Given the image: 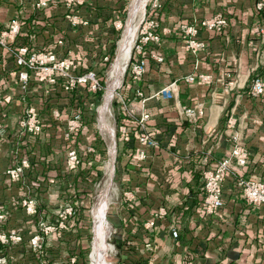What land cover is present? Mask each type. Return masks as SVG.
Segmentation results:
<instances>
[{
  "label": "crops",
  "instance_id": "1",
  "mask_svg": "<svg viewBox=\"0 0 264 264\" xmlns=\"http://www.w3.org/2000/svg\"><path fill=\"white\" fill-rule=\"evenodd\" d=\"M258 1L264 0H158L155 16L162 41L159 46L148 45L146 73L136 82L126 78L122 89L130 107L149 114L147 131L158 140V147L149 149L147 159L137 165L129 159L134 144L120 143L124 159L118 172L122 197L115 237L117 264H264V206L248 205L231 177L223 185L222 209L208 216L201 206L202 171L230 154L232 133L249 152L247 165L238 173L264 181V95L253 98L248 93L255 76L264 80V12H256ZM33 4L34 0H0V28L16 19L21 23L17 45L50 49L60 57L71 55L77 73L101 70L102 58L111 53L119 38L113 23L123 21L124 0H87L78 13L88 25L75 27L65 19L61 0H52L40 11ZM218 12L229 22L225 33L202 31L198 38L205 42L204 50L195 55L186 51L176 25ZM154 55L163 61L157 62ZM14 69L13 58L0 48V121L6 129L0 140V209L9 212L1 230L19 229L24 236L21 244L6 252L11 264H39L41 258L27 246L37 217L24 213L21 199L36 197L44 218L54 220L61 206L90 198L102 171L98 164L102 157L98 148L95 155L86 153L91 141L79 135L80 166L67 171L64 164L65 120L91 94L68 95L59 87L46 92L33 80L24 90L11 74ZM197 74H210L213 80L207 85L196 78L186 81ZM227 74L237 83L231 90L226 89ZM171 83L176 89L167 98L161 91ZM137 90L145 99L143 105L135 96ZM196 105L203 106V118L190 121L182 115L183 107ZM30 106L43 122L37 137L17 134L18 120ZM55 110L61 114L59 119L52 115ZM230 115L236 119L231 131L226 129ZM23 158L30 161V168L23 181L11 182L6 169ZM126 192H131L130 199ZM160 207L167 209V216L147 228L152 213ZM80 215L86 220L84 210ZM81 222L77 215L71 231L49 238L44 260L68 264L76 256L75 264H82L76 251L83 239L81 229H85ZM173 225L178 229L176 239L170 234ZM147 244L152 246L150 250Z\"/></svg>",
  "mask_w": 264,
  "mask_h": 264
},
{
  "label": "built area",
  "instance_id": "2",
  "mask_svg": "<svg viewBox=\"0 0 264 264\" xmlns=\"http://www.w3.org/2000/svg\"><path fill=\"white\" fill-rule=\"evenodd\" d=\"M87 0H61L66 14L65 19L73 27L86 26L88 22L82 18L78 11L85 5ZM52 4V0H34L35 10H44ZM159 7L158 0H151L148 14L142 19L137 34L135 36L131 54L127 64L126 78L130 81H138L147 70L148 45L159 46L161 43L160 25L156 19L155 11ZM257 13L264 12V1H258L255 4ZM228 19L222 12L213 14L208 18H193L191 21L180 22L176 25L175 31L184 36L185 50L197 54L204 50L206 44L198 38L200 32H210L216 34L225 33L228 27ZM124 22L115 21L113 27L119 33L122 31ZM21 32V23L18 20H12L3 28H0V48L5 49L13 58L15 69L11 74L17 78L21 87L27 89L31 80L37 83L46 92L53 91L59 87L65 94H78L85 91L87 94L95 95L102 90L100 72L97 68L87 69L82 72H76V60L73 56L60 57L50 49L37 50L31 45L19 44L17 39ZM62 41H58L61 44ZM157 62H162L160 55H154ZM110 55L102 58V70L110 65ZM230 80L227 82L226 89L231 90L237 83L231 79V75H226ZM125 78V80H126ZM197 79L200 84L207 85L213 80L210 74H197L188 76L187 82ZM124 85V84H123ZM120 88V87H119ZM118 88V89H119ZM123 89V88H122ZM176 89V84L171 83L165 87L161 94L171 98ZM253 98L264 95V80L255 76L251 82L248 91ZM135 96L140 98L143 105L145 99L140 91H136ZM117 102V133L120 143L125 145L133 142L129 159L131 162L140 165L148 157V150L158 147V140L147 131L150 116L141 108L130 107L122 94L116 93ZM141 105V107H142ZM182 115L190 121H197L204 117V108L202 105L194 107H183ZM53 117L59 119L61 114L55 110ZM125 120L127 122H125ZM236 125V119L230 115L226 120V129L233 130ZM64 140L67 142L65 151V167L67 171H75L81 164V156L76 146L78 136L82 134L86 125L82 107L77 106L71 109L65 120ZM43 131V122L35 107H27L17 123L18 135L39 136ZM6 129L0 121V140L5 137ZM232 147L227 157L221 158L213 165H209L202 171V210L205 215L211 216L223 208L222 199L223 185L228 177L234 181V185L240 191L243 199L251 206H264V181L259 179H246L238 173V169L245 167L248 163L249 152L241 143L236 133L231 134ZM102 142L104 143L103 139ZM105 147V143H104ZM106 151V149H105ZM89 155L95 154L94 146L86 148ZM107 154V153H106ZM30 168V161L23 158L6 169V175L12 182H20L24 179V173ZM131 192H126L125 197L130 199ZM20 207L28 216L37 217L35 230L27 239V246L30 252L41 258L39 264H49L44 260V253L47 242L51 236L66 231H71L76 223L77 208L76 202L66 203L57 211L54 220L47 221L41 212L36 197L25 195L20 201ZM168 211L165 207H160L152 213L151 220L146 223L147 228H152L155 222L167 216ZM9 218V212L6 209H0V264H11L7 255L10 247L21 244L24 236L19 229L1 230V226ZM172 238L178 237L176 226L170 228ZM150 250L152 246L147 244ZM76 256L68 259V264L76 263Z\"/></svg>",
  "mask_w": 264,
  "mask_h": 264
},
{
  "label": "rangeland",
  "instance_id": "3",
  "mask_svg": "<svg viewBox=\"0 0 264 264\" xmlns=\"http://www.w3.org/2000/svg\"><path fill=\"white\" fill-rule=\"evenodd\" d=\"M150 2L151 0H148L145 4V11H144V16H142V18H137L135 20V23L138 27L142 21V19L148 14L149 9H150ZM132 3V0H124V14H123V22L125 23V29L126 30V26L128 25V20H129V10H130V5ZM138 31V29H137ZM137 34V32H136ZM122 39V33L120 32V36L119 39L117 40V43L114 45L113 47V55H110V65L108 64L107 67L104 70H100L99 67V72H100V78H101V83H102V90L100 91L101 98L100 100L95 103L94 98L95 97H85L86 101H85V105L81 106L83 113H84V119H85V129L82 132L81 136L85 137L88 139V141H91V146H94L95 148V152H97V148H99L98 153L101 156L100 152L104 153V155L102 156V159H98V164H99V168L101 171L99 177H98V181L96 182L92 193L90 195L89 199H84L83 201L79 202V207L77 208V215H79V218H81V220L83 221V223L81 222V227H86L85 229L82 228V240L79 239V248L76 250L78 252V254L80 255L82 261L86 264H90V254H91V241L94 237V220L93 217H91L92 212L91 209L93 207V204L95 203V199L96 196H98V194L100 193V191H102L103 189L106 188V186L108 185V175L105 171V167L106 164L108 162L107 155H106V151H105V147H104V143L102 142V139L104 138L106 144L108 146H110V141L108 136L106 135H101L99 128L101 127V123L99 121V116L97 113V109L98 107L101 106L102 104V98L105 92V88L106 85L108 83V74L109 71L111 69V64L114 61V58L117 55V50H118V46L119 43ZM119 41V42H118ZM102 64V63H101ZM102 67V66H101ZM128 68V67H126ZM127 75V69L125 70L124 76H123V80H122V84L121 86H119L120 88L116 89L114 94V97L116 96V93L118 94H122V88H123V84L125 83V78ZM117 117H118V110H117V102L116 99H112L111 105H110V115H107V123L109 126H112L114 129V146H115V163H114V174L112 175V178L110 179V195H109V205H108V209H107V216L112 218V222L109 223L110 226V239H109V244L112 246V251L110 252V261L112 264H117L118 261L114 262L115 259L118 258V243L115 240L116 235L119 233V222H120V218H119V203L121 201V197H122V190L120 188L119 185V176H118V172L120 171V169L123 167L121 164L122 163V152L120 151V141H119V136L117 133ZM99 121V122H98ZM103 150V151H102ZM96 154V153H95ZM94 154V155H95ZM99 156V157H100ZM95 162V161H94ZM97 164V165H98ZM94 172H97L96 170L93 169ZM99 173V172H98ZM106 173V174H105ZM81 210L85 211L86 216V220H84L82 218L81 214ZM108 217H107V221H108ZM85 222V223H84Z\"/></svg>",
  "mask_w": 264,
  "mask_h": 264
},
{
  "label": "bare ground",
  "instance_id": "4",
  "mask_svg": "<svg viewBox=\"0 0 264 264\" xmlns=\"http://www.w3.org/2000/svg\"><path fill=\"white\" fill-rule=\"evenodd\" d=\"M148 0H132L129 10L128 25L125 29V23L122 28V39L119 43L117 55L111 64V69L108 74V83L106 90L102 98V104L97 109L99 121L101 127L99 128L100 134L106 135L109 138L110 146H107V158L108 162L105 167V171L109 177L108 185L105 189L100 191L96 196L95 203L91 209L94 220V237L91 241V254L90 264H112L110 261V252L112 246L109 244L110 239V226L112 218L107 216V209L109 205L110 195V179L113 175V165L115 162V146H114V129L107 123V115H110V105L112 99H114V92L122 84V78L124 76L128 60L131 54L132 45L136 36L138 26L135 23L137 18L144 16L145 4ZM98 121V122H99ZM105 173V174H106ZM108 217V221H107ZM109 222V223H108Z\"/></svg>",
  "mask_w": 264,
  "mask_h": 264
},
{
  "label": "trees",
  "instance_id": "5",
  "mask_svg": "<svg viewBox=\"0 0 264 264\" xmlns=\"http://www.w3.org/2000/svg\"><path fill=\"white\" fill-rule=\"evenodd\" d=\"M119 36H120V33H119ZM119 39V38H118ZM111 54L110 55H113V49L111 50ZM101 93L100 92H98L97 94H95V95H91V97H95L94 98V100H95V103H97L99 100H100V98H101ZM88 97V96H87ZM133 142H131L130 144H132ZM99 149V148H98ZM104 155V153L102 152L101 153V157ZM99 175H100V173H99ZM90 192V191H89ZM85 216H87L86 214H85ZM78 224V223H77ZM86 228V227H85ZM82 264H86V263H84L83 261H82Z\"/></svg>",
  "mask_w": 264,
  "mask_h": 264
},
{
  "label": "water",
  "instance_id": "6",
  "mask_svg": "<svg viewBox=\"0 0 264 264\" xmlns=\"http://www.w3.org/2000/svg\"><path fill=\"white\" fill-rule=\"evenodd\" d=\"M112 261V260H111ZM118 261V259H115L114 262Z\"/></svg>",
  "mask_w": 264,
  "mask_h": 264
}]
</instances>
